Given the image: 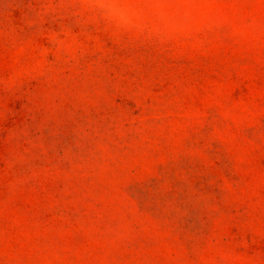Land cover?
I'll return each instance as SVG.
<instances>
[{
  "label": "rangeland",
  "instance_id": "1",
  "mask_svg": "<svg viewBox=\"0 0 264 264\" xmlns=\"http://www.w3.org/2000/svg\"><path fill=\"white\" fill-rule=\"evenodd\" d=\"M0 264H264V0H0Z\"/></svg>",
  "mask_w": 264,
  "mask_h": 264
}]
</instances>
